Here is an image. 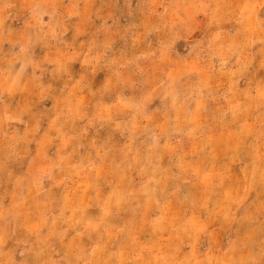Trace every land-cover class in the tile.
<instances>
[{
  "label": "rangeland",
  "instance_id": "1",
  "mask_svg": "<svg viewBox=\"0 0 264 264\" xmlns=\"http://www.w3.org/2000/svg\"><path fill=\"white\" fill-rule=\"evenodd\" d=\"M235 152L264 163V0L0 16V264H264L262 170L230 228L195 229Z\"/></svg>",
  "mask_w": 264,
  "mask_h": 264
},
{
  "label": "crops",
  "instance_id": "2",
  "mask_svg": "<svg viewBox=\"0 0 264 264\" xmlns=\"http://www.w3.org/2000/svg\"><path fill=\"white\" fill-rule=\"evenodd\" d=\"M35 0H0V16L3 17L4 24L11 23V22H17V21H26L31 16L32 11V5H34ZM245 113V112H244ZM242 113L241 115H238V118H243L246 116V114ZM240 120V119H238ZM243 146V144L235 145L233 149H237L238 151H241L240 147ZM246 154H242L241 152H235V153H229L228 159L226 160V163H221L223 172L218 174H213L211 170H207V173L202 174V178L204 181H200L199 184L206 185L207 179H209L213 183H220L223 178L229 179L231 174L234 176H237L240 179L241 183L238 184L236 188L231 190L229 186L223 191V196L225 198L224 201L218 202L215 204H210L203 206L200 210V212L197 214V220L199 221V226H196L197 228H204L209 229V231L212 230L214 232L215 230H224L227 227V224L229 222V219H232V215L238 214L242 212L240 211L241 205L244 201L248 200L249 203H252L255 198L259 197V188L257 187V180H255V175L258 174V171L262 170L264 174V163H260L257 161L254 165H252V172L250 174H244L242 171L246 169L247 167V158ZM238 163H240L238 165ZM228 167L230 169L229 172L225 170V168ZM212 178H215L212 181ZM190 180H193L194 182H197V179H193L190 177ZM211 212H213V216L210 217ZM194 215H190L187 218V221H190L193 219ZM216 221L218 224H216ZM218 225V226H215ZM216 233H211V236H214ZM235 241L233 240L230 245H234ZM233 255V254H232ZM231 255V256H232Z\"/></svg>",
  "mask_w": 264,
  "mask_h": 264
}]
</instances>
